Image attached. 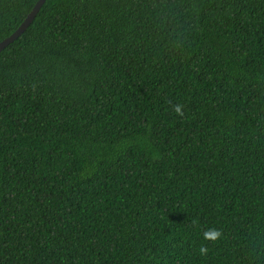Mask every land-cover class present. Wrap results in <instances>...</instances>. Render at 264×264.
I'll return each instance as SVG.
<instances>
[{"label":"trees","instance_id":"trees-1","mask_svg":"<svg viewBox=\"0 0 264 264\" xmlns=\"http://www.w3.org/2000/svg\"><path fill=\"white\" fill-rule=\"evenodd\" d=\"M0 264H264V0H46L0 51Z\"/></svg>","mask_w":264,"mask_h":264},{"label":"water","instance_id":"water-1","mask_svg":"<svg viewBox=\"0 0 264 264\" xmlns=\"http://www.w3.org/2000/svg\"><path fill=\"white\" fill-rule=\"evenodd\" d=\"M45 1L46 0H38L20 26L10 36L0 41V51L17 39L27 29Z\"/></svg>","mask_w":264,"mask_h":264},{"label":"clouds","instance_id":"clouds-1","mask_svg":"<svg viewBox=\"0 0 264 264\" xmlns=\"http://www.w3.org/2000/svg\"><path fill=\"white\" fill-rule=\"evenodd\" d=\"M174 110L177 112V113H181V106L179 104L175 105V108ZM203 236L205 239H216L220 236V231L219 229H216V228H211V229H208V230H205L204 233H203ZM207 251V249L204 247V246H201L199 248V252L201 254L205 253Z\"/></svg>","mask_w":264,"mask_h":264}]
</instances>
